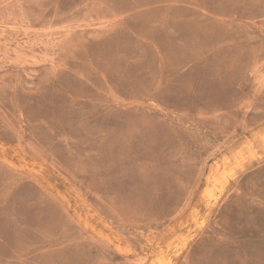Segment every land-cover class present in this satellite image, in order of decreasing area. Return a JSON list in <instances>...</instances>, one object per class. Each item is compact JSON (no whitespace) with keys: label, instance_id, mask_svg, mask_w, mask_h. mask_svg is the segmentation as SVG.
<instances>
[{"label":"rangeland","instance_id":"1","mask_svg":"<svg viewBox=\"0 0 264 264\" xmlns=\"http://www.w3.org/2000/svg\"><path fill=\"white\" fill-rule=\"evenodd\" d=\"M0 264H264V0H0Z\"/></svg>","mask_w":264,"mask_h":264}]
</instances>
